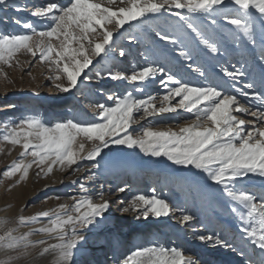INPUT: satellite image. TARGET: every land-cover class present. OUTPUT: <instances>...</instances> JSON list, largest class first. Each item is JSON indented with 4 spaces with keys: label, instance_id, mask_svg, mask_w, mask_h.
<instances>
[{
    "label": "snow or ice",
    "instance_id": "snow-or-ice-1",
    "mask_svg": "<svg viewBox=\"0 0 264 264\" xmlns=\"http://www.w3.org/2000/svg\"><path fill=\"white\" fill-rule=\"evenodd\" d=\"M119 5L117 0H67L66 3L49 0L46 6L28 9L26 4L22 8L18 7L14 0H0V9L16 8L17 11H28L31 16L50 21L46 30L36 31L32 24L16 18V22L22 28L30 30V34L0 33V63L11 66L21 51L34 59L38 56L40 62L50 65L49 70L54 73L55 80L62 81L56 84L57 90L70 93L77 89L79 78L93 64V57H100L102 54L107 57L116 50L114 34L125 24L168 12L184 22V28L191 34V38L162 31H157L156 36L165 44L172 45L170 52L176 53L178 59L189 62L188 67L204 77L205 72L197 62L201 52L204 55L218 56L222 49L219 41L205 28L192 22L193 15L210 18L213 26L217 24L216 17L221 16L253 46L257 43V21L264 30V0H119ZM185 12L190 15H185ZM260 42V58L264 62V35L260 37ZM125 55L121 48L119 56ZM145 60H148V56H145ZM221 71L232 80L248 75L243 67L233 66V70L222 67ZM158 74L161 77L160 83L168 82L173 85L165 95H149L142 99L132 92L124 95L105 93L107 99L113 102L111 105L100 102L88 105L99 122H80L73 118L49 125L32 116L22 118L19 123L11 126L5 124L4 142L20 146L23 149L21 157L30 156L32 159L14 162L4 175L12 177L20 173V179L23 180L33 166L39 169L37 175L51 174L57 166L64 171L77 165L75 170L80 171L78 161L82 160L96 161L91 165L95 169L99 167L96 158L110 144L129 149L139 148L147 156L166 157L174 165L199 170L214 184L221 186L223 193L236 205L232 211L238 213V218L244 225V235L264 256V193L258 195L238 187V182L250 174L264 178V91H249L254 87L252 83L238 90L242 96H251L253 100L260 101L261 107L251 110L236 95L225 92L216 85L192 86L182 81L158 60L146 62L130 73L126 69L108 70L106 73L97 69L94 73L98 81L107 77L112 81L141 85ZM84 78L91 79L86 74ZM137 91L143 92L144 89L138 87ZM177 97L178 101L173 104L172 101ZM178 109L194 116L190 122L181 125L178 131L161 130L152 126L143 127L136 134L130 131L137 118L177 112ZM137 114L141 115L137 117ZM244 115L254 119L246 120L242 118ZM86 143H90L92 147L85 154ZM87 179L94 181L95 173ZM79 188L85 195L80 198L72 197V206L60 204L53 211L19 217V224L24 226L40 223L42 218H46L47 224L36 231L55 240V243H48L44 239L32 242L30 237L35 234L33 231L17 236L14 234L16 229L7 228L9 221L4 220L0 221L5 229L4 234L0 235V249H28L46 245L39 255H52V264H88V261L79 258L83 255L84 244L87 242L85 232L98 224L100 221L97 218H103L117 201L105 198L103 186L95 193L99 203L89 194V186L80 183ZM126 190L127 186L115 189L120 193ZM155 191L153 189L152 196L139 194L127 202L120 200V205L127 203L120 210L136 212L137 219H147L150 214L157 218L169 216L173 205L167 199L155 195ZM193 219V214L184 213L179 222L186 223ZM196 238L202 242L211 241L215 246L232 247L228 241L216 235L200 234ZM116 264L201 262L197 257H186L179 248L152 246L138 247ZM260 264H264V258Z\"/></svg>",
    "mask_w": 264,
    "mask_h": 264
},
{
    "label": "rangeland",
    "instance_id": "rangeland-1",
    "mask_svg": "<svg viewBox=\"0 0 264 264\" xmlns=\"http://www.w3.org/2000/svg\"><path fill=\"white\" fill-rule=\"evenodd\" d=\"M14 2L18 7L22 8L26 4L28 9H32L33 6H46L49 0H14ZM59 2L66 3L67 0H59ZM117 5H119V0H117ZM184 14L190 15L186 12ZM16 18L32 24L36 31L46 30L50 23L46 19L31 16L28 11H17L16 8L0 9V33L30 34V30L22 28L16 22ZM191 19L194 24L205 28L211 36L218 40L222 49L218 56L204 55L201 52L197 62L205 72L204 77L189 68V62L182 58L178 59L176 53H171L172 45L165 44L156 36L157 31H162L171 35H183L186 39L191 38V34L184 28V22L168 12L150 19L141 18L125 24L119 32L114 34L113 43L116 50L107 57L103 54L100 57H93V64L79 78L77 89H73L70 93L57 90L56 84L62 83V81L55 80L54 73L49 70L50 65L47 62H40L38 56L34 59L30 54L21 51L12 61L11 66L0 63V221H9L7 228L16 229L15 235L19 236L33 231L35 234L30 237V240L32 242L40 241L43 235L36 230L47 224V219L42 218L40 223L24 226L19 224V217H31L43 211H53L60 204L72 206L74 203L72 197L80 198L85 195L80 191V183H85L90 187L89 194L97 203L100 201L96 198L95 193L100 190L101 186L106 187V190L103 189L105 195H110V192L115 191L117 187L130 185L134 194L125 198L126 202L139 194L152 196L153 189H155V195L167 199L173 205L170 214L176 213V208L193 211L199 205L200 210L204 209V203L202 205L199 203L201 197L204 202L218 198L232 211L236 205L223 193L221 186L211 184L203 187L199 180L193 182L186 175L166 170V166L172 164L166 157H151L142 153L139 148L129 149L114 144L103 149L101 156L96 158L101 169L99 175L96 173L97 168L91 167L96 161L88 160L78 161L80 171L75 170L77 165L64 171H61L57 166L51 174L37 175L39 169L33 166L29 169L27 178L23 180L20 179V173H16L12 177L4 175L14 162H19L21 159L27 162L32 159L30 156L21 157L23 149L20 146L4 142L5 124L11 126L19 123L22 118L32 116L49 125L73 118L80 122H99L98 117L88 105L95 102L111 105L113 102L107 99L105 93L115 92L118 95H124L127 92H132L134 96L144 99L149 95L162 97L166 94L167 89L173 86L168 82L160 83L159 74L142 85L128 81H112L107 77L98 81L94 75L97 69H101L105 73L108 70L126 69L130 73L134 68L139 69L144 66L146 62L158 60L167 70L175 73L177 78L192 86L212 84L228 92V82H232V79L224 75L221 71L222 67H228L229 70H233V66L235 68L243 67L247 72L252 65L256 66L260 63L264 67V62L260 60L262 47L260 37L264 35V30L261 29L259 21L256 22L257 43L253 46L221 16L216 17L217 24L214 26L211 25L210 18L202 15H193ZM238 36L240 39H237ZM131 37L136 39H131ZM250 47L253 50L251 53L249 52ZM121 48L126 53L124 57L119 56ZM145 56H148L147 61ZM85 74L91 79L84 78ZM247 77L240 78V83H247ZM138 87H143L144 91H137ZM241 98H239L240 101L244 103L246 98L244 97V99L242 95ZM178 99L177 97L172 103L175 104ZM139 115L141 114H137V117ZM192 119H194L192 113L178 109L177 112L154 114L144 119L137 118L130 131L136 134L141 128L148 126L161 130L178 131L181 125ZM91 147L90 143H86L85 154ZM93 173H96L95 180L89 181L87 177ZM59 178H62L66 183L61 187L63 190L54 184L50 186L53 181L55 182ZM45 183L48 187L42 190ZM108 186L112 188H108ZM238 187L246 188L259 195L264 193V178L250 174L238 182ZM191 200L195 204H190ZM115 205L119 206L117 203ZM124 205L126 207L127 203ZM189 205L191 206L189 207ZM9 209L12 210L11 214L6 212ZM232 213L238 218V213L233 211ZM209 214L208 211L206 215ZM102 219V224H96L85 232L87 242L84 244L83 255L79 258L88 261V264H102L101 259L104 260V264H116L117 261L122 260L138 247L165 246L172 248L173 241L169 237V233H173L172 228L176 229L182 241H189L192 237V229L188 225L186 226V223H180L179 218L166 224V221H158L159 217L151 214L147 219L143 217L137 219L136 212H124L122 216L115 210L110 217ZM205 226L213 231L212 235L223 231L221 238L228 242L231 241L233 245L239 241V239H232V233L219 227L216 220H210L206 225L200 222L196 227H199L202 232ZM4 230V226L0 225V235L4 234ZM37 251V246L28 249H11L0 255V264H30L29 261H33ZM245 251L247 250L244 249ZM211 258L212 256L209 257V261L213 262ZM226 261L224 260L223 263L225 264ZM228 262L241 264L242 260H237V263L230 260ZM33 263L38 264L35 260Z\"/></svg>",
    "mask_w": 264,
    "mask_h": 264
},
{
    "label": "bare ground",
    "instance_id": "bare-ground-1",
    "mask_svg": "<svg viewBox=\"0 0 264 264\" xmlns=\"http://www.w3.org/2000/svg\"><path fill=\"white\" fill-rule=\"evenodd\" d=\"M252 51L253 50L250 47L249 52L251 53ZM206 66H207V64L205 65V67ZM248 72H249V74L247 75L248 77L245 76V77H247L246 78L247 83L241 84L239 81L240 78L237 80H232V82H228V85H229L228 92L236 95L238 97V99L239 98L242 99L240 92L238 90L242 89V88L244 89L248 83H252L254 85L253 89L249 90V91H264V67L260 63H259V65L256 64V66L252 65L251 68L249 67ZM245 77H242V78H245ZM236 93H238V94H236ZM243 98H244V96H243ZM245 98L244 99L246 101L244 103L246 105H248V107L251 110H256L257 107H261L260 101L253 100L251 98V96L245 97ZM242 118H247L246 120H253L254 119L253 117H251L249 115H244ZM258 125H259V122L257 121V126ZM248 126H250V125H248ZM166 168H167L166 170H170V172L180 173L181 175L188 176L189 179L192 180L193 182H195V180H199L203 187H207L211 184H214L211 180H209L207 178L205 173H202L199 170H196L194 168L190 169V168H185L183 166H178V165H174V164H171L168 167L166 166ZM96 173H97V175H99L101 173L100 166L96 169ZM139 174H141V173H139ZM53 184L56 185L57 187H59L60 190H63V188H61V187L66 185L65 181L62 178H59L55 182L53 181L50 184V186ZM125 186H127V190L124 193H120L118 191L117 192L112 191V192H110L111 193L110 195L109 194L105 195L106 199H109V200H116L117 199L116 201H117V204L119 206L115 205L116 203L112 204L110 209L105 213L104 217H110L115 210H116V212H118L120 215L123 216L124 212L121 213L120 209L122 207H124L125 205H120L118 202H119V200L125 201V198L134 194V192H133L134 190H133V188L130 187V185H125ZM47 187H48L47 183H45L41 189L44 190ZM110 187L111 186H108V188H110ZM103 189L106 190V187L105 188L103 187ZM189 203L195 204V202H193L192 200L189 201ZM199 203L201 205H202V203H204V206H205L204 209L200 210L201 208L199 205L193 211H190V210L187 211L183 208H176L175 209L176 213L170 214L169 216H162L161 218L159 217L158 221H166L167 222L166 224H170V223H172L173 220L180 218V216L184 213H191L194 215V219L186 222V224H185L186 226L188 225L190 229H192V232H191L192 237H191V239H189V241H182V239H180V236H179L178 232L176 231V229L172 228L173 233H169V237L173 241V247L179 248L180 250H182L185 253L186 257L191 255V256L199 258L201 264H224L223 263L224 260L225 261L227 260L225 262V264H230L228 262L229 260L234 262V263H237L236 262L237 260H242L241 264H260L261 259L264 258V256H262V254H261V250L256 248L254 245H252L249 242L247 236L244 235V233L242 231V228L244 227V225L242 223H240L241 222L240 219L237 218L232 213L229 206L224 204V203H221L218 200V198H212L209 201L206 200V202H204L203 197H201ZM190 206L191 205H189V207ZM208 211L210 212V214L206 215V213ZM6 212H9L11 214L12 210L9 209V211H6ZM97 219L100 221L98 224L103 223L101 221V220H103L102 218H97ZM120 220H124V219H120ZM210 220H216L219 227H221L222 229L224 228L225 230L230 231L232 233V236H233L232 239H235V240L239 239V241L234 243V245L230 241L229 243L232 245V247L231 248H224L221 246L213 245V243L211 241H203L202 242V241L198 240L196 238L197 235H200V234L206 235L207 233H209L208 235L213 234V231L210 228L208 229L206 226L203 228L202 232H200L199 227H196V226H199L200 222L202 224L206 225V223ZM222 232L223 231L219 232V234H217L216 236L221 237ZM42 235L43 236L41 237V240L44 239V240H47L48 243H55V240L49 239L45 234H42ZM34 243H35V241H34ZM45 246L46 245H37L38 251L35 254L33 261L35 260L38 264H52V260H53L52 255H50V254H45L43 256L39 255L41 253L43 247H45ZM163 247H165V246H163ZM246 247H248L250 250ZM244 249H246L247 251L244 252ZM10 250L11 249H0V255H3L5 253L9 252ZM210 256H212L211 260H213V262L209 261ZM79 257H81V256H79ZM33 261L30 260L29 263L31 264V263H33ZM98 263H99V261H98ZM101 263L104 264V260L101 259Z\"/></svg>",
    "mask_w": 264,
    "mask_h": 264
}]
</instances>
